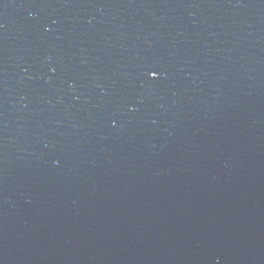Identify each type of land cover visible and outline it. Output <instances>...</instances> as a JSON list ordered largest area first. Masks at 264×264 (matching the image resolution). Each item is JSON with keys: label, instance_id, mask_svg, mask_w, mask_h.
<instances>
[{"label": "water", "instance_id": "obj_1", "mask_svg": "<svg viewBox=\"0 0 264 264\" xmlns=\"http://www.w3.org/2000/svg\"><path fill=\"white\" fill-rule=\"evenodd\" d=\"M0 264H264V0H0Z\"/></svg>", "mask_w": 264, "mask_h": 264}, {"label": "snow or ice", "instance_id": "obj_2", "mask_svg": "<svg viewBox=\"0 0 264 264\" xmlns=\"http://www.w3.org/2000/svg\"><path fill=\"white\" fill-rule=\"evenodd\" d=\"M151 76H152V77H156V76H158V73H157L156 71H152V72H151Z\"/></svg>", "mask_w": 264, "mask_h": 264}]
</instances>
